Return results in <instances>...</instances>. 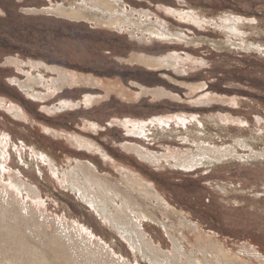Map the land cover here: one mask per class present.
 <instances>
[{
	"label": "rangeland",
	"instance_id": "374dc122",
	"mask_svg": "<svg viewBox=\"0 0 264 264\" xmlns=\"http://www.w3.org/2000/svg\"><path fill=\"white\" fill-rule=\"evenodd\" d=\"M112 1L180 38L55 13L81 0H0V204L67 234L93 264H205L200 242L227 264H264V0ZM142 55L173 64L147 68ZM51 68L83 78L56 90ZM203 150L222 156L183 161ZM76 168L154 187L164 204L144 198L127 215L164 255L136 249L64 186ZM107 193L114 213L120 199Z\"/></svg>",
	"mask_w": 264,
	"mask_h": 264
},
{
	"label": "bare ground",
	"instance_id": "6f19581e",
	"mask_svg": "<svg viewBox=\"0 0 264 264\" xmlns=\"http://www.w3.org/2000/svg\"><path fill=\"white\" fill-rule=\"evenodd\" d=\"M81 1L82 3L81 2L80 3L82 5L73 6V7L69 6L70 7L69 9L58 8L55 11V13L64 16L65 18H70L77 21L78 20L92 21L97 25L105 26L106 28H110V29L115 28L118 30L120 29L122 30V28L132 27L131 32L130 31L128 32L131 34H134L136 33L137 30H140L141 33H146V34L148 33L150 36L153 35V36H157V38L160 37L167 40L170 39L171 37L173 38V35L175 34V33L173 35L170 34L169 30L167 29H166L167 31L165 30V27L160 28L161 25L164 24V23L162 24V22L161 25L159 23L158 27L154 25L155 21L153 22L154 23L153 25L150 23L148 27H143V25H146L148 21L142 20L141 18H139V16H137V18L139 19L136 18L133 19V14H131L130 12L128 14V12H126L127 10L126 11L122 10V8L117 3V1H112V0H81ZM170 11L173 12V10L171 9ZM31 12H35V11L32 10ZM176 12L174 13L176 14ZM181 15H183V13ZM143 17L144 15L142 16V18ZM197 22L198 21H196V23ZM199 23L201 22L199 21ZM221 27L227 30L226 34H228L229 36L237 32V26L230 23H227L225 25L221 24ZM174 37H176V34L174 35ZM177 37H179V35H177ZM143 38L144 37L142 36L141 40ZM150 38L152 39V36L147 39L149 40ZM174 39H170V41ZM134 61L151 69L152 68L164 69L163 67H169L173 64V59L171 57H167L163 59V58H151L142 55L137 57L135 56ZM33 65L34 66L37 65V63L36 64L34 63ZM38 66H42L45 68V65L41 63H38ZM51 70L55 71L58 74V78L55 81H53L56 90L59 89L61 85L65 82L77 83L83 78L79 76L78 77L71 76L67 74L65 71L60 69L58 70L51 68ZM33 80H30L31 81L30 83L32 82L34 83L36 81ZM83 80H87V79L85 78ZM19 86L20 88L25 90L32 87V85L23 86V84L22 85L20 84ZM164 95L165 92L163 90L157 91V97H162ZM85 102L86 104H90L92 102V99L88 97L86 98ZM84 142L81 141V144H87ZM88 145L93 147V145L89 143ZM221 156H222L221 153H217V155H214V152L208 154L205 152V150H203L196 154H192L189 158L184 159L183 161L187 162V164L190 163V165L192 166V164L195 165L196 163L197 164L202 163L201 160L203 159H207V160L209 159L210 161V159L212 160L215 158V160H217L216 158H221ZM77 167L79 166L77 165ZM82 168L84 167L81 166V169ZM90 173L91 171L87 174L83 173L84 175H82L81 177L80 175L81 171L76 168V170L72 172V174L69 173V176H67V178L69 177L68 179L62 181L63 183H65L64 186L66 185V187L69 188L70 191L77 192L79 194V197H81V199L84 202L94 207L100 216L107 218L109 223H111V225L115 228V230L119 234H121L126 240H128L132 246L136 247V249L139 248V246L140 248L146 249L148 252H151V254L155 256L154 258H156V260H157V256L160 258L162 255H164L159 253L161 255L160 256L158 255L157 251L155 252L153 251L155 248L153 249L150 248V246L148 247L147 242L144 241L140 232L136 229L137 225L132 223V221H130V217H128L127 215V212L132 211L134 213V211L136 210L135 207L138 208L140 205L142 206L144 204L143 203L144 198H146L148 201L155 199L159 205L160 203H163L162 197L155 190V188L154 187L151 188L145 185L143 181H141L139 178H130L128 175H125V177L122 178L124 180V183L122 181L120 183H123L122 185L124 186V188L126 187L127 190L120 189V187L117 186L118 183L116 184L114 182V184H111L112 181L106 180L107 178L105 179L100 178L99 180H96L95 179L96 177L94 178L93 175H90ZM18 185L17 187L20 188V186ZM91 185L93 186L96 185L97 187V188L95 187L97 189V191L95 190L96 192L90 191L92 190ZM103 192L106 194H109L107 192H112L113 194H111V197L112 196L118 197L120 199L121 207L118 211L114 213L108 211V209H110L109 203L112 202H109V199L105 197V194ZM89 196L92 197L90 198ZM14 209L15 207L13 208V206L9 203H5V206L0 204V264H93V261L91 260V258H89L90 257L89 252L85 251L84 249L83 251L80 248H78L72 242L71 238L67 234L61 236L60 233L57 234V236H55L52 235L53 233L50 234L47 232H40V230L38 229L42 228L41 226L42 224L41 225L38 224L35 218H32L31 216L27 217L28 213H26L25 215L22 214L20 210L18 212V209L17 210L15 209L16 211H14ZM160 212H162L161 209ZM117 213H120L119 217H117ZM199 246L205 256L209 255L211 257V258L205 257V262H206L205 264H212V261L215 264H227V261L220 260L219 257H221V255L218 252H216L212 247L206 245V243L200 242ZM136 249L135 251H139V249L138 250ZM83 256L84 257L86 256L87 258H84ZM147 257H150V255ZM164 257L165 258L163 260H165V262L167 258L172 264H174V262H177L179 260L178 257L171 258L166 255H164ZM235 261L238 262L239 264H252L245 262L241 258H236ZM156 262L159 263L158 261Z\"/></svg>",
	"mask_w": 264,
	"mask_h": 264
}]
</instances>
